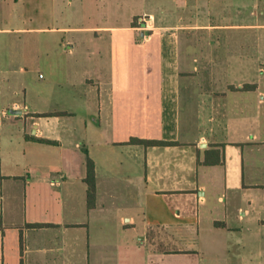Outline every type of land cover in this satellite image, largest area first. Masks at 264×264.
<instances>
[{
  "label": "crops",
  "instance_id": "crops-1",
  "mask_svg": "<svg viewBox=\"0 0 264 264\" xmlns=\"http://www.w3.org/2000/svg\"><path fill=\"white\" fill-rule=\"evenodd\" d=\"M180 1L0 0L55 43L0 77V264H264V0Z\"/></svg>",
  "mask_w": 264,
  "mask_h": 264
},
{
  "label": "rangeland",
  "instance_id": "rangeland-1",
  "mask_svg": "<svg viewBox=\"0 0 264 264\" xmlns=\"http://www.w3.org/2000/svg\"><path fill=\"white\" fill-rule=\"evenodd\" d=\"M212 1H224L227 3H233V1L236 0H211V5ZM180 2L183 1L181 0ZM224 2L222 5H220L221 7L225 6L226 3ZM216 5L219 6V3H217ZM216 9H219V7H216ZM232 9V6H228L226 8V12L234 14ZM0 27L10 28V30L0 31V77L4 74H8L9 78L13 82L14 87H18L20 91L18 92V100H23V94L25 93L24 88H28L29 90L32 88L39 89L40 86H42L40 84L43 83L42 81L51 78L52 72L49 68L50 66L48 65L50 59L48 58V56H46V52H50L51 49L55 47V43H52V41L48 40L46 36L47 34L45 35L44 33H27V30H22L20 31V33L13 31L12 28H18V24L7 22L4 19L0 21ZM45 40L47 41V44H44L42 42ZM192 41L200 46L202 37L199 35L197 36V38H193ZM70 46V44H67L64 47L69 48ZM46 48H49V50L47 51ZM14 54L15 59L12 58ZM21 66L25 68V71H20ZM4 70H7L8 73H4ZM58 71L59 70L57 66L55 74L58 75ZM66 72V68L62 65L61 73L65 75ZM40 73H42L45 77V79H43L41 82L39 81ZM72 108H76V106L74 105ZM203 233L204 231H201V236L203 235ZM136 239L138 238L136 237ZM148 246L147 248H149ZM198 247H201V244L198 245ZM218 250L220 249H217L216 251Z\"/></svg>",
  "mask_w": 264,
  "mask_h": 264
},
{
  "label": "trees",
  "instance_id": "trees-1",
  "mask_svg": "<svg viewBox=\"0 0 264 264\" xmlns=\"http://www.w3.org/2000/svg\"><path fill=\"white\" fill-rule=\"evenodd\" d=\"M136 22V20H135ZM250 86V85H248ZM52 113H45V115H50ZM130 143H140L146 146L148 145H157V144H175L176 142L173 141H164V140H157V139H144L138 137H132L129 140ZM87 153V174L85 177V181L87 182L88 189H87V205L89 208H93L96 204V170H95V163L94 160L88 155L87 149L85 150ZM43 224L35 223L33 226H42Z\"/></svg>",
  "mask_w": 264,
  "mask_h": 264
},
{
  "label": "water",
  "instance_id": "water-1",
  "mask_svg": "<svg viewBox=\"0 0 264 264\" xmlns=\"http://www.w3.org/2000/svg\"><path fill=\"white\" fill-rule=\"evenodd\" d=\"M11 111L14 112V113H19L20 112V110H14V109H12Z\"/></svg>",
  "mask_w": 264,
  "mask_h": 264
}]
</instances>
